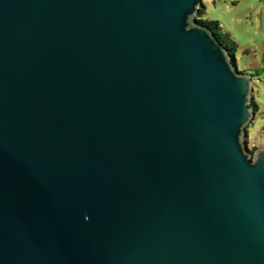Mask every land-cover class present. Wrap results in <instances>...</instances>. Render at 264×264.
Instances as JSON below:
<instances>
[{
	"label": "water",
	"instance_id": "95a60500",
	"mask_svg": "<svg viewBox=\"0 0 264 264\" xmlns=\"http://www.w3.org/2000/svg\"><path fill=\"white\" fill-rule=\"evenodd\" d=\"M202 0H0V264H264L252 77Z\"/></svg>",
	"mask_w": 264,
	"mask_h": 264
},
{
	"label": "rangeland",
	"instance_id": "374dc122",
	"mask_svg": "<svg viewBox=\"0 0 264 264\" xmlns=\"http://www.w3.org/2000/svg\"><path fill=\"white\" fill-rule=\"evenodd\" d=\"M204 20L218 21L236 42V66L254 73L250 101L258 111L244 126L247 147L254 154L264 148V0H202ZM250 132V137L247 135Z\"/></svg>",
	"mask_w": 264,
	"mask_h": 264
},
{
	"label": "trees",
	"instance_id": "16d2710c",
	"mask_svg": "<svg viewBox=\"0 0 264 264\" xmlns=\"http://www.w3.org/2000/svg\"><path fill=\"white\" fill-rule=\"evenodd\" d=\"M204 12H205V6L202 4L200 9L198 10L196 18L202 24L207 25L213 31V33L217 36V38L227 47L229 54H230V57H231V60L236 64V49H237L236 42L233 39H231L229 33L224 32L222 30V27L218 21L204 20L202 18ZM241 72H243V71H241ZM247 73L249 75H251L252 78L255 75L254 73H249V72H247ZM250 105L253 107L254 111H256V113H257L259 107H258L256 100H254V99L251 100ZM247 135L250 137V132L249 133L247 132Z\"/></svg>",
	"mask_w": 264,
	"mask_h": 264
}]
</instances>
